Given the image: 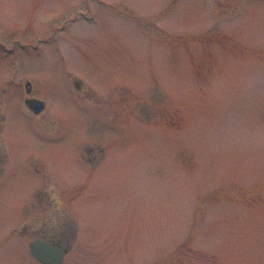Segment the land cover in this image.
Segmentation results:
<instances>
[{
  "label": "rangeland",
  "instance_id": "obj_1",
  "mask_svg": "<svg viewBox=\"0 0 264 264\" xmlns=\"http://www.w3.org/2000/svg\"><path fill=\"white\" fill-rule=\"evenodd\" d=\"M36 239L264 264V0H0V264Z\"/></svg>",
  "mask_w": 264,
  "mask_h": 264
},
{
  "label": "water",
  "instance_id": "obj_2",
  "mask_svg": "<svg viewBox=\"0 0 264 264\" xmlns=\"http://www.w3.org/2000/svg\"><path fill=\"white\" fill-rule=\"evenodd\" d=\"M26 93H30L29 84H26ZM26 105L35 115L43 110V104L35 100H27ZM29 251L42 264H61L63 260V252L60 249L50 247L39 241L31 243Z\"/></svg>",
  "mask_w": 264,
  "mask_h": 264
},
{
  "label": "trees",
  "instance_id": "obj_3",
  "mask_svg": "<svg viewBox=\"0 0 264 264\" xmlns=\"http://www.w3.org/2000/svg\"><path fill=\"white\" fill-rule=\"evenodd\" d=\"M197 212H195V216H196ZM196 219V218H195Z\"/></svg>",
  "mask_w": 264,
  "mask_h": 264
}]
</instances>
